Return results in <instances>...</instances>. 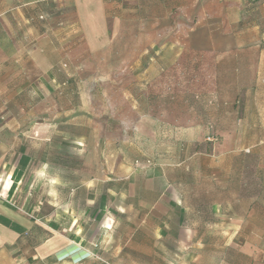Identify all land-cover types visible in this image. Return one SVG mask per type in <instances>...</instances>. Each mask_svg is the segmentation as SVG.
Listing matches in <instances>:
<instances>
[{"label":"crops","instance_id":"1","mask_svg":"<svg viewBox=\"0 0 264 264\" xmlns=\"http://www.w3.org/2000/svg\"><path fill=\"white\" fill-rule=\"evenodd\" d=\"M242 1L0 0V264H264V20ZM49 3L66 16L56 28ZM196 54L231 97L215 91L201 101L211 112L183 124L143 109L118 78L134 70L143 88ZM103 86L100 128L93 108L80 112L79 89ZM34 87L40 102L53 87L71 96L68 113L41 114L56 126L39 129L38 161L30 138L16 141L32 136L17 127L32 113L15 106ZM67 137L78 164L49 175L69 167ZM86 162L95 170L82 175Z\"/></svg>","mask_w":264,"mask_h":264},{"label":"rangeland","instance_id":"2","mask_svg":"<svg viewBox=\"0 0 264 264\" xmlns=\"http://www.w3.org/2000/svg\"><path fill=\"white\" fill-rule=\"evenodd\" d=\"M242 1V0H241ZM243 7H245V10L248 12L247 14H250V16L255 17L256 19L263 21L264 20V2L263 0H243L242 1ZM44 14L48 17V28H56V24L58 21L63 20L66 16L63 14V16L57 11L55 4H48V6L44 7L42 9ZM34 14V13H33ZM245 15V18L247 16ZM62 16V17H61ZM58 17V18H57ZM71 16H69L70 18ZM55 47V46H54ZM57 48V47H55ZM66 48V47H64ZM69 51V49L67 50ZM66 51V52H67ZM81 59L86 58V56H81ZM92 59L91 57H88V59ZM135 57L132 56H126L123 57V61H127L126 63H131ZM93 60V59H92ZM141 64H143L146 67L147 63V57L145 56L144 61H139ZM89 63L91 61L89 60ZM95 61L93 60L94 64ZM211 60L208 57L201 56V55H188L185 58H182L179 61V67L177 69H174L173 71H168L166 73H163L162 76L156 77L154 79L148 80L145 86L143 88L136 87L133 85L132 81L136 79L137 74L139 73L133 71H126L118 75V78H122L125 81L131 82L130 91L132 94L141 96L142 99L144 98L145 103L142 105L143 109L147 110L151 114L154 115H160L164 117V119L167 120H174L178 122L179 124H183L185 118L187 116L194 118L193 115L199 114V113H209L211 106L208 104H203L201 101L204 99L211 98L212 95H214L215 91H217L221 96L225 97H231V88H225V87H217L215 88V81L212 79L211 75L212 72L210 71V64ZM98 67V74H102V70L104 69V63L98 62L95 64ZM55 68L51 70V72H54V76L57 75L55 72ZM49 74V73H48ZM50 77H52L49 74ZM59 78V76H57ZM80 78H83L82 76ZM37 79L36 75L33 73V81ZM146 79V77H145ZM109 88L103 87H91V88H80V112L84 113L85 111H88V107H91L89 109H94L93 112L96 113L95 118V126L103 128L105 127V124L110 122V120L105 119L107 113L106 108L108 105L110 106L109 102H106L104 99V92L109 91ZM60 88H49L48 89V98L43 100V102H40L39 99V93L40 90L37 88H33L32 90V103H18L16 104L17 108V114L22 115L23 111L31 112L32 113V120L30 123L25 120H17V127L21 130L25 129H32V136L27 137V135H17L16 141L17 145L23 146L26 144L30 138L31 144V154L33 156V160L38 161L40 159V150L43 149L41 144H43L45 141L43 137L39 134V129L43 126L44 128H54L56 126V120L49 119L47 122V125H45L44 121L40 119V116L42 113H44L45 110H47V113L51 115H56L57 111L62 107L63 111L65 113H68L70 111V97L65 98L64 100L61 99L62 95L60 94ZM88 92H92L93 96V103L88 106L86 104V98ZM37 95V96H35ZM83 98L85 100H83ZM20 99V98H19ZM22 99V98H21ZM91 99V100H92ZM116 102V101H115ZM115 104L114 102L112 105ZM191 114V116L189 115ZM53 119H55L53 117ZM67 123H71L70 121H66ZM68 125V124H67ZM109 125V124H108ZM110 126H113V124ZM214 138L211 141L208 140V135L205 137L206 140L204 143H216L218 142L219 137L217 136H210V138ZM49 143H52L53 140H55V137L48 136ZM66 140L63 141V143L66 145V147L69 148V153L67 154V165L69 167L64 168H57L52 167L51 169H48L49 175H53L56 173V171L63 172L64 175L69 174L72 167L71 162L75 161L76 164H78V157L73 156L71 154V148L75 147L76 145L73 144V141L71 137L65 138ZM92 139L98 140L99 136L96 137L93 136ZM53 149V154L55 153L54 149V143H52L51 146H48V149ZM29 152V151H28ZM53 157H56L54 154ZM72 157H75L72 159ZM84 164V165H83ZM79 164V167L76 168V170H80L82 175H87L89 172H94L95 167H90L88 165V162ZM34 168V167H33ZM31 168L30 171H33L34 169ZM34 178H32L33 181L38 183V176L36 174H30ZM37 187H39V184H37ZM34 189V187H33Z\"/></svg>","mask_w":264,"mask_h":264},{"label":"built area","instance_id":"3","mask_svg":"<svg viewBox=\"0 0 264 264\" xmlns=\"http://www.w3.org/2000/svg\"><path fill=\"white\" fill-rule=\"evenodd\" d=\"M208 140L210 141V140H212V138H208ZM148 163V162H147ZM20 210V209H19ZM26 214V213H25ZM27 216H29V217H31V215H29V214H26Z\"/></svg>","mask_w":264,"mask_h":264},{"label":"trees","instance_id":"4","mask_svg":"<svg viewBox=\"0 0 264 264\" xmlns=\"http://www.w3.org/2000/svg\"><path fill=\"white\" fill-rule=\"evenodd\" d=\"M174 70V69H173ZM173 70H171V71H173Z\"/></svg>","mask_w":264,"mask_h":264}]
</instances>
